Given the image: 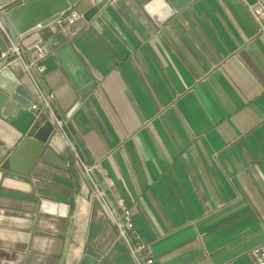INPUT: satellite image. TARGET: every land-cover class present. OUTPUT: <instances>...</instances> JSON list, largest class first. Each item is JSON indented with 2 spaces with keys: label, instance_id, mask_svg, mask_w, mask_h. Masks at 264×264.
<instances>
[{
  "label": "crops",
  "instance_id": "0c3cea01",
  "mask_svg": "<svg viewBox=\"0 0 264 264\" xmlns=\"http://www.w3.org/2000/svg\"><path fill=\"white\" fill-rule=\"evenodd\" d=\"M93 4L72 10L83 16ZM250 8L108 0L90 22L19 37L40 39L54 58L43 88L157 264H254L250 252L264 244V28ZM3 67L0 90L29 88L21 70ZM2 111L0 264H80L88 250L96 264H135L67 124L21 174L8 159L46 120L20 104Z\"/></svg>",
  "mask_w": 264,
  "mask_h": 264
},
{
  "label": "water",
  "instance_id": "95a60500",
  "mask_svg": "<svg viewBox=\"0 0 264 264\" xmlns=\"http://www.w3.org/2000/svg\"><path fill=\"white\" fill-rule=\"evenodd\" d=\"M80 0H0V60L3 54L9 55V46L15 44L18 37L36 29L47 27L54 23L59 16L77 5ZM172 11H181L187 7L191 0H166ZM108 0H94L93 6L83 13L82 18L86 22L93 20L107 4ZM248 6L264 5V0H245ZM38 68H43L40 76H46L49 72L56 68L55 60L52 56L40 61ZM42 86L47 89L43 79ZM91 88H87L81 93V101L89 94ZM32 96L27 88L18 85L13 93H5L0 90V114L5 106H14L20 104L30 109ZM3 114V113H2ZM67 122L68 117L62 116ZM67 128L71 132L78 147L82 151L89 167L95 171V161L86 149L81 138L76 134L71 124L66 123ZM55 128L49 121L42 126L33 130L29 137L19 145L14 153L8 159V169L19 172L21 174H29L32 166L35 164L40 153L44 149L47 142L54 135ZM3 173L0 172V181ZM90 179L89 176H87ZM104 191L108 195L113 205H116V199L112 196L103 177L97 176ZM121 212V211H119ZM98 255L88 250L80 264H96Z\"/></svg>",
  "mask_w": 264,
  "mask_h": 264
},
{
  "label": "built area",
  "instance_id": "2783aa9c",
  "mask_svg": "<svg viewBox=\"0 0 264 264\" xmlns=\"http://www.w3.org/2000/svg\"><path fill=\"white\" fill-rule=\"evenodd\" d=\"M250 10L262 28H264V7L260 5L251 6ZM80 20H82V15L69 9L63 12L54 23L47 27L53 33L62 32ZM48 56L49 51L40 39H36L29 46H25L18 37L16 43L9 46V55L3 54L1 60L4 61V67L17 68L24 75L29 87L27 90L33 98L30 110L35 113L36 119L51 122L55 128V132H65L66 122L57 115L54 104L55 96L45 91L41 84L40 75L43 68L37 67V64ZM71 145L75 155L81 161L84 173L90 177L93 194L105 208L108 217L116 226L120 237L128 241L130 253L135 264H157L150 246L139 239L130 211L124 206L122 201H117L116 210L109 205L106 192L101 189L99 183L91 176L93 168L89 167L81 159L76 146L74 144ZM118 209L121 212L118 213ZM250 256L254 260V264H264V244L254 248L250 252Z\"/></svg>",
  "mask_w": 264,
  "mask_h": 264
}]
</instances>
